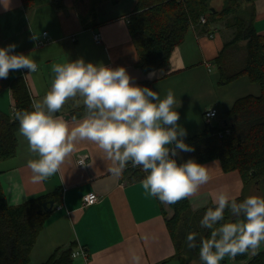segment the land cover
Here are the masks:
<instances>
[{"label": "crops", "instance_id": "obj_1", "mask_svg": "<svg viewBox=\"0 0 264 264\" xmlns=\"http://www.w3.org/2000/svg\"><path fill=\"white\" fill-rule=\"evenodd\" d=\"M137 2H104L95 5L93 10L94 0H0V47L15 44V54L30 56L38 64L35 73L24 69L13 71L14 76L24 77L33 101H42L50 90L54 75L51 66L55 63L83 58L86 63H102L111 68L123 66L132 83L150 88L161 99L171 89L180 114L178 124L187 131L185 139L198 136L206 128V111L217 108L221 114L217 82H212L210 74L214 68L219 72L216 60L235 37L231 18L210 21L206 15V25L194 21L184 42L173 51L169 66L144 72L137 66L136 40L129 29ZM254 13L255 28L264 38V0L255 1ZM44 32L53 43L38 47L37 40L43 38ZM96 32L102 34L100 43L95 41ZM6 91L13 110L12 91ZM82 109L85 110L83 100L77 97L66 102L56 115L75 126L84 115L74 120L73 113ZM226 113L216 118H222L221 124L226 120ZM17 137L16 157L0 162V184L7 202L17 206L56 190L63 195L62 203L38 237L31 260L35 256L48 260L57 248L73 243L74 251L83 247L88 252L87 260L73 258L79 260L76 264H135L133 255L140 257L139 264L179 261L167 226V218L173 215L171 205L148 195L140 183L142 179L132 180L130 164L122 177H114L107 171L111 162L104 159L102 151L84 141L76 146L57 173L33 183L27 165L38 156L29 150L27 140L19 131ZM185 153L181 152L179 157ZM82 157L88 159L84 165L79 163ZM204 164L210 167L212 179L188 198L193 211L213 205V196L220 191H227L236 199L250 196L239 172H225L219 160ZM90 193H96L99 201L86 206L84 198ZM42 242L43 247L38 248Z\"/></svg>", "mask_w": 264, "mask_h": 264}, {"label": "clouds", "instance_id": "obj_2", "mask_svg": "<svg viewBox=\"0 0 264 264\" xmlns=\"http://www.w3.org/2000/svg\"><path fill=\"white\" fill-rule=\"evenodd\" d=\"M15 48V44L0 47V79H7L10 71H38L35 60L14 54ZM51 72V87L42 101H33L32 111L15 113L19 133L38 156L27 165L33 183L57 173L84 141L95 144L111 162L107 171L112 176L122 177L129 164L146 173L140 181L143 189L163 204L194 196L212 179L208 165L191 158L182 163L176 159L181 152L195 149L185 143L187 131L178 124L180 114L171 89L161 99L150 88L132 83L125 67L86 63L83 58L55 63ZM77 97L83 100L85 114L70 126L56 114ZM212 203L214 207H208L200 220L202 228L211 230L199 243L202 264H221L225 257L255 253L264 245V197L252 195L238 202L227 191H220ZM226 210L234 221L224 222ZM196 236L187 234L189 248L197 247ZM132 259L139 264V256Z\"/></svg>", "mask_w": 264, "mask_h": 264}, {"label": "trees", "instance_id": "obj_3", "mask_svg": "<svg viewBox=\"0 0 264 264\" xmlns=\"http://www.w3.org/2000/svg\"><path fill=\"white\" fill-rule=\"evenodd\" d=\"M120 0H94L95 5ZM215 1H223L221 10L215 8ZM256 0H138L130 16L129 29L136 40L138 50L137 66L144 72L166 68L170 64L173 51L181 45L194 21L209 14L210 21L225 20L234 16L232 26L236 29L235 37L228 42L217 58L220 84H230L246 76L251 83L260 87L258 96L247 95L237 99L226 113L227 124L212 126L206 123L204 132L185 143L195 151L186 152L198 163L204 164L219 160L225 172L237 171L248 187L252 183L264 187V38L255 28L254 3ZM91 10V12L93 11ZM90 12V13H91ZM208 23V19H207ZM206 23V24H207ZM205 24V25H206ZM241 44H244L242 47ZM244 50L243 55L238 54ZM240 50V51H239ZM11 89L15 103L13 115L0 109V162L16 157L18 153L19 123L15 119L17 110L32 111L33 98L23 76H14L10 71L7 79H0V92ZM85 110L73 113L81 117ZM230 129L223 138L218 132ZM146 173L132 167V180H140ZM245 196L237 199L242 201ZM55 201V206L47 211L44 203ZM60 190L47 195L31 198L26 202L12 206L0 184V264H30L33 249L46 221L53 211L62 203ZM209 207H214L211 205ZM173 215L167 218V226L176 247V257L181 264H199V243L210 236L209 229L200 226L207 208L195 212L189 199L172 204ZM191 218L192 221L190 220ZM197 234V247L189 248L196 256L185 252L183 228ZM189 221L192 222L190 225ZM234 221L231 213L225 211V221ZM184 223V225H183ZM186 225V227H185ZM185 243V244H184ZM73 243L57 248L49 259L41 264H73ZM184 251V252H183ZM229 257H225L227 264ZM248 253L237 255L236 262L248 261L247 264H264V248L248 260Z\"/></svg>", "mask_w": 264, "mask_h": 264}, {"label": "rangeland", "instance_id": "obj_4", "mask_svg": "<svg viewBox=\"0 0 264 264\" xmlns=\"http://www.w3.org/2000/svg\"><path fill=\"white\" fill-rule=\"evenodd\" d=\"M222 5H223V1H215V3H214V6H215V8H217V10H221ZM206 15L208 16L209 14H206ZM230 18H231L230 21L233 23L234 22V16H231ZM241 46L243 47L244 44H241ZM241 50H242V48H241ZM243 51L244 50H242L238 55L242 56ZM210 78H211L212 82H217V84H216V88L218 89L217 99H218V103L220 104V111H221V114H220L219 110L217 108H215L218 110V113H219L218 117H221V116L223 117V115H225L226 110L229 109L231 107V105H233L234 100L236 101L237 99L244 97V96H247V95L258 96L261 94L260 87L257 84L251 83L246 76L241 77L240 79H238V81H234L230 84H220L221 74H220V72L217 71V69L214 68V72L210 74ZM7 92L8 91H6V90H4L3 92H0V109L9 113L10 115H13L15 112V107H14V109H13L14 111H13L12 106H11V102H10V96L7 95ZM211 109H213V108H211ZM12 111H13V114L11 113ZM205 113H204V116H205ZM220 119H222V118H220ZM220 119L212 120V125L213 126H219L221 124ZM191 154L192 153H189V155H188L187 153H185V154L181 155L180 157L178 156V158L176 157V159H177V161H180V159H182V162H184L190 158L195 160V158L193 156H191ZM188 156H189V158L187 159ZM246 191L250 194V196L256 195V196L264 197V187L262 184L252 183L248 186V189ZM192 219L193 218H191L190 220L192 221ZM233 219H235V218L233 217ZM191 221H189L190 225L192 224ZM186 223H187V221L185 222V224ZM183 225H184V223H183ZM186 225H187V227H186ZM186 225H185L186 228L182 229V231L184 233V234H182L183 238H184L183 239L184 242H186L187 234L191 232L189 230L190 228L188 226V223ZM46 240H47V238L45 237L44 241H46ZM43 242H42V244H40V246L38 248L43 247ZM67 246L68 245L65 244L61 247H64L63 249H65ZM263 248H264V245H262L261 248L258 249L255 253H253L251 251L248 252V257H249L248 260L251 259L252 257H254L261 250H263ZM188 249H189V247L186 245L185 252L189 256H192V257L196 256L193 252L189 251ZM46 259L47 258H44V256H40V257L35 256L31 260L30 264H41V263L47 261ZM228 259H229V261L227 264H247V262H248V261H245L244 263L243 262H236L235 259H232V258H228ZM77 261H79V260L75 259L73 261V264H76ZM224 261H225V259L221 261V264H224ZM171 264H180V263H179V261H174ZM192 264H199V262L197 260H192Z\"/></svg>", "mask_w": 264, "mask_h": 264}, {"label": "built area", "instance_id": "obj_5", "mask_svg": "<svg viewBox=\"0 0 264 264\" xmlns=\"http://www.w3.org/2000/svg\"><path fill=\"white\" fill-rule=\"evenodd\" d=\"M200 23L201 24H206L207 23L206 16H201ZM94 38H95V41L97 43H100L102 41V34L100 32H96L94 34ZM73 40H75V38ZM51 43H53V40L51 38H48L47 37V32H44L43 33V38L37 40V46L38 47H43V46L49 45ZM25 71H27V69H24V72ZM218 114H219L218 113V110L215 109V108H213V109L208 110L205 113L204 118H205V120H206V122L208 124H212V120L216 119L218 117ZM230 132H231V130L227 128L224 131L218 132V137L223 138L225 135L230 134ZM87 160H88L87 157H82V158H80L79 163L80 164L83 163V165H84V164L87 163ZM98 201H99V197H98V195L96 193H90L87 196H85V198H84V202H85V205L86 206L94 205ZM72 257L73 258L83 257L85 260H87V258H88V252L86 251L85 248L79 247L78 250H75L73 252Z\"/></svg>", "mask_w": 264, "mask_h": 264}, {"label": "water", "instance_id": "obj_6", "mask_svg": "<svg viewBox=\"0 0 264 264\" xmlns=\"http://www.w3.org/2000/svg\"><path fill=\"white\" fill-rule=\"evenodd\" d=\"M224 123L227 124V120H225ZM54 206H55V201L53 200L44 203V208L47 211H50Z\"/></svg>", "mask_w": 264, "mask_h": 264}]
</instances>
